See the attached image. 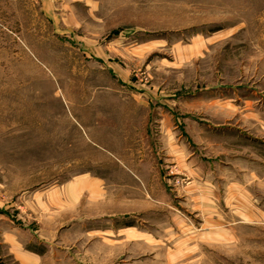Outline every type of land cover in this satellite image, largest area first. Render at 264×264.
<instances>
[{
	"label": "rangeland",
	"instance_id": "1",
	"mask_svg": "<svg viewBox=\"0 0 264 264\" xmlns=\"http://www.w3.org/2000/svg\"><path fill=\"white\" fill-rule=\"evenodd\" d=\"M0 264H264V0H0Z\"/></svg>",
	"mask_w": 264,
	"mask_h": 264
}]
</instances>
